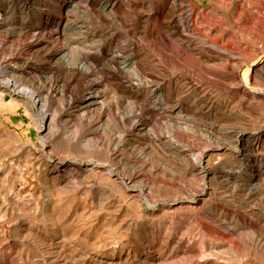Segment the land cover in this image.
<instances>
[{
    "label": "rangeland",
    "instance_id": "rangeland-1",
    "mask_svg": "<svg viewBox=\"0 0 264 264\" xmlns=\"http://www.w3.org/2000/svg\"><path fill=\"white\" fill-rule=\"evenodd\" d=\"M51 1L56 23L48 24L44 0H0V82L12 80L20 89L26 82L42 90L46 102V108H35L30 96L0 85V264H264V178L253 193L239 190L223 178L237 173L239 162L224 157L220 173L208 180V194L199 196L204 182L192 165L195 155L229 130L264 124V109L254 114L241 106L242 71L211 69L199 77L162 61L163 54L187 65L191 59L173 41L145 39L144 22L130 13L135 9L130 5L139 4L136 12L143 15L150 9L164 16L173 0H113L120 21L99 18L97 8L84 0L65 32L57 19L64 18L70 0ZM191 1L196 16L213 17L210 0ZM241 2L233 0L210 26L225 32L228 48L242 46L249 55L241 60L246 64L264 56V43L244 31L247 18L251 26H264V7L239 18ZM180 13L163 22L177 25ZM162 24L151 21V35L158 36ZM127 44L144 75L118 72V79L104 53ZM57 50L69 66L54 62ZM85 53L94 59L89 79L106 94L107 108L100 115L78 107L92 87L74 71ZM148 78L164 83L174 103L205 115L203 120L146 111L143 123L151 132H129L131 126L114 115L128 114L134 102L140 106L151 97ZM188 87H199L202 96ZM130 88L135 100L128 97ZM174 126L179 139L170 138ZM49 154L57 162L67 160L66 166L55 169ZM115 170L135 173L133 189L144 193L125 188Z\"/></svg>",
    "mask_w": 264,
    "mask_h": 264
},
{
    "label": "bare ground",
    "instance_id": "bare-ground-1",
    "mask_svg": "<svg viewBox=\"0 0 264 264\" xmlns=\"http://www.w3.org/2000/svg\"><path fill=\"white\" fill-rule=\"evenodd\" d=\"M44 1H45L44 6L43 7L40 6V7H42V9L45 8V10L49 15L48 24L49 23L51 24L52 22L56 23V19H54L53 14H51L50 11L53 8V2L51 0H44ZM210 1L215 5L214 6L215 8L211 12V15L215 18L217 17V19L219 12H222L223 10H230L233 6V0H210ZM223 1L226 2L225 6L220 5V2ZM84 2H85L84 0L69 1V5L67 6L64 12V18L60 16L57 19V26L59 27V30H62L63 32L67 31L68 26L71 23L70 21L72 20L70 19L71 16L82 7V4ZM85 3L93 8H97V12H98L97 15L99 14L98 15L99 18L109 17L114 21H120L116 9L117 8L116 1L88 0ZM260 5L264 7V0L262 1L243 0V2H241L238 5V9H237L239 18H242L244 13L250 12L254 7H259ZM130 6L131 7L133 6L135 8L134 10L132 9L130 13L131 12H133L132 14L136 13V16L138 17L137 19L139 21L144 22L143 32L141 33L145 39L152 38L151 43L165 42L169 44L171 41H173L180 48V52L182 53V55H185L186 58L191 59L190 61L188 60L189 63L187 65L186 63L174 60L172 56L163 54L162 61L168 67L174 70H179L181 72L190 71L196 73L199 77H203L204 72L211 69L223 70L224 68L232 67L235 70L242 71L243 92L241 97H243L242 98L243 100L241 99L242 101L241 106L244 109H246L249 113H254V114H258L259 112H261L262 109H264V56L256 55L258 57H256L255 59L252 58L253 60L251 59L248 62H247L248 59H246L244 60V62L245 61L247 62L246 64L241 62L242 59H245L246 57L249 56L248 53L242 49V46H239V48H234V49L228 48L224 44L226 42L225 32L221 31V28H219V26L218 27L215 26V28L210 26L214 22V19H212L213 17L212 18L207 16L204 17L198 13H197L198 15L196 16L195 9L197 7L193 3V1L173 0L169 11L164 16H162L161 14L155 15L150 9L148 10V14L143 15L136 12V9L140 6L139 4L131 2ZM178 11H181V13L179 14L177 25L176 24L174 25L172 22H169L167 24L163 22L164 19L175 16V14ZM156 19L161 24L162 23L163 24L161 27L162 30L159 32V35L155 37L153 34H152L153 36L151 35L150 28H151V21ZM215 22L216 23L218 22V24H220L219 21H215ZM250 23H252L251 20H249L248 18L245 19L244 31L247 33L248 37L256 36V38H258L261 42L264 43V26H257V25L251 26ZM231 36L237 37L236 34ZM219 39L221 40L222 43L218 42ZM128 48H130L129 44L124 45L121 48L115 47L112 51H108L107 53H104L107 60L116 66V69L113 70L115 76L114 75L113 76L118 79H119L117 74L118 72L125 73L131 71L135 74V76L136 75L141 76L143 74L142 73L143 71L138 66L137 61H135L136 60L135 55L133 53H129ZM60 53L61 51L59 50L54 51L53 53L55 56L54 62L55 63L63 62L65 63L66 66H69L68 60L65 59V56H59ZM92 61H94V59L90 58V55L85 53L84 61L77 64L76 67L74 66L75 68L74 71L81 74L82 76L81 79L84 80L87 78L89 79V77L93 75V72H95L91 65ZM160 74L165 76L166 72L161 71ZM145 80L148 83V85L151 86L150 88L151 97L148 100L142 102L140 106H137L138 102L137 104H135L134 102L133 103L134 106H132V109L128 114L122 115L121 117H117L116 115H114V117L118 119L119 123H124L131 126L129 132H138V133L151 132V128H149L150 126L148 127L145 123H143V116L147 112L156 113L167 117H177V119L179 120H186V119L198 120V121L203 120L202 118H204L205 115L199 117L194 113L191 114V112H189L188 109L184 107L183 104L174 103L172 97L168 95L169 93L167 94L168 88L164 85V83L154 82L149 78ZM90 83L92 86L91 90L84 96L83 101L81 102L80 105H78V107L83 111L85 110V113H88V115L92 111L98 112V114L100 115L102 111H104L107 108L106 94L104 90H99L100 89L99 82L92 79L90 80ZM129 83L133 88L135 87L138 88V86L133 84L131 81H129ZM21 84H23V86L26 89H20L19 85H17L12 80H8L7 82H3V83L0 82V85H3L4 87H6L8 90H10L15 94H18L20 96H30L32 98L31 103L33 107L40 109L46 108L45 97L43 96V92H41L42 90L39 91L38 89L31 88L32 86L30 87L29 85L26 84V82L24 83L22 82ZM198 88L188 87V89L191 90L192 93H194L195 95L202 96L199 93ZM60 93L61 95H65L66 89L65 88L61 89ZM127 94L129 98L134 100L136 99L137 93L133 92L132 89L128 91ZM246 98L248 100H246ZM44 123L45 122L41 118L40 128L42 130L43 129L45 130L47 128V126L44 125ZM171 123L172 122H170V124ZM178 126L179 124L177 125V128ZM176 129L174 126V130H172L173 134L172 136L170 135V138L179 139L177 136L180 135H178L179 133L178 130ZM179 129H181V127H179ZM222 138H223L222 140L221 139L217 140L218 142L215 145H209L207 148L202 150L198 155H195L194 159L192 160L194 171L200 176V179L204 182V187L201 190V194L199 196H204L208 194L210 188V183L208 182V180L212 181V178L216 177V175L220 173V170L223 167L222 161L224 160V157L233 159L235 160L234 162H239L238 166L240 169L233 176L224 173L223 176L224 180L230 184L232 183L233 185H235V187H237L241 191H245L249 188V190H251V193H253L255 189L261 186L260 182L264 178V124L257 125L252 130L241 127L233 128L228 132H226V136ZM154 140L160 142L162 138L160 139L154 138ZM42 144L43 147H45L48 145V141L43 138ZM190 152H192V148H189L185 152V154L187 155ZM220 152H223V155L222 153L220 154ZM47 157L50 159L52 163L55 164V169L58 168V165L66 166L67 164V160L57 162L56 158L52 154L47 155ZM241 171H248V172L247 174L245 173L242 174ZM114 172L116 173L117 178L122 181L125 188L129 189L132 192L135 191V192L144 193L143 188H141L140 190L133 189L135 187V183H134L135 173L126 174L125 172H118L116 170ZM146 200L149 206L153 208L156 206V204L152 203L148 197H146ZM179 202H183V201L181 199H177V203Z\"/></svg>",
    "mask_w": 264,
    "mask_h": 264
}]
</instances>
